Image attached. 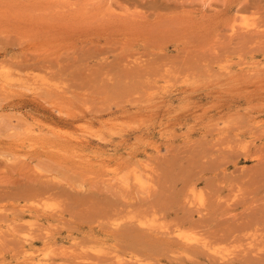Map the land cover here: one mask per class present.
I'll return each mask as SVG.
<instances>
[{"label": "rangeland", "instance_id": "1", "mask_svg": "<svg viewBox=\"0 0 264 264\" xmlns=\"http://www.w3.org/2000/svg\"><path fill=\"white\" fill-rule=\"evenodd\" d=\"M264 264V0H0V264Z\"/></svg>", "mask_w": 264, "mask_h": 264}, {"label": "bare ground", "instance_id": "2", "mask_svg": "<svg viewBox=\"0 0 264 264\" xmlns=\"http://www.w3.org/2000/svg\"><path fill=\"white\" fill-rule=\"evenodd\" d=\"M41 264V263H40Z\"/></svg>", "mask_w": 264, "mask_h": 264}]
</instances>
